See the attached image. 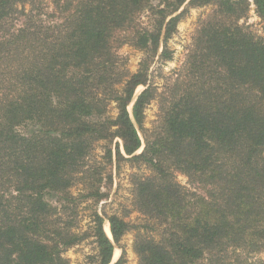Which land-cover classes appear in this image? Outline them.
Instances as JSON below:
<instances>
[{
    "label": "trees",
    "instance_id": "1",
    "mask_svg": "<svg viewBox=\"0 0 264 264\" xmlns=\"http://www.w3.org/2000/svg\"><path fill=\"white\" fill-rule=\"evenodd\" d=\"M251 6L264 21V0H0V264H67L89 237L97 264H111L136 227L94 211L82 230L77 213L106 197L102 173L121 162L150 171L133 181L148 226L134 237L138 264H264V39L242 22ZM206 7L159 91L151 65L171 60L178 23ZM123 46L142 53L132 73ZM96 143L104 166L90 165ZM178 173L200 191L184 192Z\"/></svg>",
    "mask_w": 264,
    "mask_h": 264
},
{
    "label": "rangeland",
    "instance_id": "2",
    "mask_svg": "<svg viewBox=\"0 0 264 264\" xmlns=\"http://www.w3.org/2000/svg\"><path fill=\"white\" fill-rule=\"evenodd\" d=\"M210 10V7L193 8L188 10L178 23L176 33L167 43L168 50L172 52L171 60H155L151 65L149 70L150 82L153 86H156L159 91H162L166 81L173 78L174 73L179 71L185 64L187 54L192 47L195 32L198 29L200 22L210 13ZM242 22L252 34L264 39V21L256 16L253 6L250 7L247 18ZM119 55L121 58L120 64L122 69H126L130 73L137 69V65L142 58V53L130 46H123L119 50ZM142 90L143 86H138L134 98ZM131 106L132 104L128 107L129 111H131ZM159 107L160 104L158 103V100H153L147 105L144 111L143 128L147 130V132L151 131V129L156 126ZM116 113L115 105L110 104L108 107V115L114 117L116 116ZM138 133L143 140L142 132L138 131ZM115 141L112 143V148H114ZM93 147L94 149L90 156V165L104 166L102 164V162H104V159L102 158V143H96ZM102 174L101 192H103L106 197L97 202L94 199L82 202L78 207V224H80L82 230H85L94 211L103 217L117 215L126 222L128 221L130 225H133L136 228L133 231L128 232L122 238L120 243L114 246L111 264L116 262L122 253H124V264H138V259L133 248L134 237L138 231H143L145 228L147 229L148 226L145 217L138 213L133 206V181L135 178L149 176L150 171L141 165H131L128 162H121L118 168L115 163L113 165H106ZM175 180L183 188L184 192H195V189H198V187L191 184L188 178L183 174H176ZM83 188L82 183H76L71 189V193L74 196H78L83 192ZM107 227L109 228V223L105 220L103 223V229L109 239H111L110 229L108 234ZM96 254L97 246L94 243L93 238L89 237L79 244L67 249L63 252L62 256L68 261L67 264H97V260H95Z\"/></svg>",
    "mask_w": 264,
    "mask_h": 264
},
{
    "label": "bare ground",
    "instance_id": "3",
    "mask_svg": "<svg viewBox=\"0 0 264 264\" xmlns=\"http://www.w3.org/2000/svg\"><path fill=\"white\" fill-rule=\"evenodd\" d=\"M107 232H108V234H109V228L107 227Z\"/></svg>",
    "mask_w": 264,
    "mask_h": 264
}]
</instances>
